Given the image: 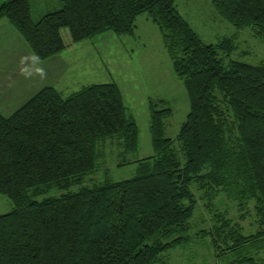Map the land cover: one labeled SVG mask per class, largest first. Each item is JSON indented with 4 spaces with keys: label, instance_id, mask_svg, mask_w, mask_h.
Masks as SVG:
<instances>
[{
    "label": "trees",
    "instance_id": "16d2710c",
    "mask_svg": "<svg viewBox=\"0 0 264 264\" xmlns=\"http://www.w3.org/2000/svg\"><path fill=\"white\" fill-rule=\"evenodd\" d=\"M175 1L60 0L61 10L36 23L28 0L0 4V20L39 62L103 33L132 36L135 19L146 15L189 100L174 140L165 137L171 109L148 100L153 155L133 162L134 177L114 182L105 173L90 187L82 184L99 172L101 143L116 139L124 154L139 148L115 83L87 85L66 98L44 87L0 115V196L12 204L0 215V264H162L194 240L191 187L208 210L219 194L239 218L252 207L253 234L215 210L210 228L196 233L209 240L215 260L264 264V64L230 60L233 38L204 44ZM211 6L230 26L264 38V0H211ZM52 190L62 194L42 198Z\"/></svg>",
    "mask_w": 264,
    "mask_h": 264
},
{
    "label": "rangeland",
    "instance_id": "374dc122",
    "mask_svg": "<svg viewBox=\"0 0 264 264\" xmlns=\"http://www.w3.org/2000/svg\"><path fill=\"white\" fill-rule=\"evenodd\" d=\"M8 1L0 0V4ZM28 3L33 23L62 9L60 0H28ZM175 6L179 15L204 44L214 45L222 39L233 38L235 50L230 60L250 66L264 64V38L255 37L251 28L236 29L224 22L212 8L211 0H176ZM133 25L132 36L103 33L67 48L56 55L57 58L40 66L41 76L37 77V83L52 87L63 98L87 85L115 83L128 114L136 123L139 132L137 152L124 154L116 139L105 140L100 144L99 172L87 178L82 184L83 187L103 181L105 173L114 182L128 180L136 173L137 166L133 162L153 155L148 100H163L171 109L172 115L165 126V137L171 140L175 139L189 110L183 82L172 72L171 62L158 29L149 22L146 15L138 16ZM4 114L8 116L10 113ZM119 163L125 165L118 166ZM78 188L74 187L70 191ZM190 191L197 202L190 222V236L194 240L185 249L170 251L163 257L162 264H223L215 260L209 248V240H198L196 233L210 228L211 214L215 210L226 213L229 219L238 223L243 234H253L256 225L252 207L249 205L244 218H239L235 204L223 195L219 194L212 201V208L208 210V202L203 194L195 187H191ZM60 194L62 192L52 190L42 198ZM11 208V202L0 196V215L7 214Z\"/></svg>",
    "mask_w": 264,
    "mask_h": 264
},
{
    "label": "crops",
    "instance_id": "0c3cea01",
    "mask_svg": "<svg viewBox=\"0 0 264 264\" xmlns=\"http://www.w3.org/2000/svg\"><path fill=\"white\" fill-rule=\"evenodd\" d=\"M54 58L57 56L37 61L17 32L7 21L0 20V115L13 113L46 87L37 83V77L41 76L40 66Z\"/></svg>",
    "mask_w": 264,
    "mask_h": 264
}]
</instances>
